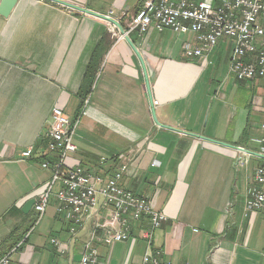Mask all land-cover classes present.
Listing matches in <instances>:
<instances>
[{
	"label": "crops",
	"instance_id": "obj_1",
	"mask_svg": "<svg viewBox=\"0 0 264 264\" xmlns=\"http://www.w3.org/2000/svg\"><path fill=\"white\" fill-rule=\"evenodd\" d=\"M17 1L8 16L0 15V242L9 236L17 241L7 264H75L93 230L91 222L69 234L55 197L40 218L33 207L21 210L51 177L42 163L54 156L47 132L53 107L78 119L72 140L77 150L65 158L68 166L107 177L128 163L121 185L166 215L154 245L171 264H264V213L253 220L244 214L254 159L247 167L236 165L238 149L201 139L252 152L264 120V76L235 80L227 39L206 57L190 60L182 45L192 33L149 28L128 34L144 60L148 94L138 56L106 20L50 0ZM64 1L121 19L125 31L146 2ZM104 32L112 44L79 112L77 92ZM152 112L166 127L154 122ZM29 148L31 156L23 158ZM104 235L95 229L92 242L100 264L140 263L145 247L139 230L109 246Z\"/></svg>",
	"mask_w": 264,
	"mask_h": 264
},
{
	"label": "built area",
	"instance_id": "obj_2",
	"mask_svg": "<svg viewBox=\"0 0 264 264\" xmlns=\"http://www.w3.org/2000/svg\"><path fill=\"white\" fill-rule=\"evenodd\" d=\"M128 27L127 34H143L149 28L192 33L193 40L182 45V54L190 60L206 57L221 39H227L232 42L228 68L235 80L251 81L264 76V0H220L217 5L207 0H146L132 15ZM51 118L48 147L54 156L42 163L43 168L50 169L51 177L35 198L33 208L40 218L55 197L56 211L73 236L83 224L92 222L93 230L83 242L75 264H100L98 250L92 246L95 229L105 233L102 241L108 246L128 240L139 230L145 247L139 264H171L163 250L154 245V231L167 222L166 215L154 203L121 185L128 163L123 162L107 177L90 173L79 164L68 166L65 158L77 150L72 140L78 119L73 121L58 107L52 108ZM260 129L261 135L252 140L257 149L245 152L239 148L236 158V165L245 167L253 159L255 162L246 183L244 205V214L250 220L258 212L264 213V120ZM31 153L29 148L22 157L28 158ZM51 243L60 254L66 252L57 238H51ZM7 261L8 255L0 259V264Z\"/></svg>",
	"mask_w": 264,
	"mask_h": 264
},
{
	"label": "water",
	"instance_id": "obj_3",
	"mask_svg": "<svg viewBox=\"0 0 264 264\" xmlns=\"http://www.w3.org/2000/svg\"><path fill=\"white\" fill-rule=\"evenodd\" d=\"M50 1L55 2V3H57V4L60 3V4L66 6V7H68V8H70V9H72V10L75 9V10H77V11H79V12H82V13H85V14H91V15H94V16L100 18V19H104V20H106L108 23H110L114 28H116V29L119 31V33L123 36L124 40H125L126 42H128L130 48L132 49V51H134L135 55L138 56V58H139V60H140V62H141V65H142L143 71H144V73H145V81H146V85H147V92H148V94L150 93V85H149V83H148V75H147V71H145L144 60H143L142 56L140 55V52H139V50L137 49V47L134 45L133 42L130 41L129 36H128V34H127L126 31H125V28L122 27V26L120 25V23H119L118 20L113 19V18L110 17L109 15H105V14H102V15H101V14H97V13L91 11V10L84 9V8L78 6V5L71 4V3L66 2V1H64V0H50ZM17 2H18L17 0H1V3H0V15L5 16V17L8 16V15L11 13V11L13 10V8H14V6L16 5ZM152 115H153V120H154V122H155L156 124L160 125L162 128L166 127V125L163 126V125H161V124L158 122L157 117H156V114H154V112H152ZM167 128H169V129H173V128H171V127H167ZM173 130L178 131V129H173ZM179 131H180V130H179ZM201 139H204V140H207V141H211V142H215V143H217V144H219V145H222V146L225 145V146L232 147V148H235V149H239V148H241V149L244 150L245 152H250L249 150H247V149H245V148H243V147H239V146L236 147V146H233V145L228 144V143H225V142L222 143V142H218V141H216V140L207 139V138H205V137H201ZM263 157H264V155H263ZM34 200H35V199H34ZM34 200L31 199V200L26 201V202L21 206V207H22L21 210H22L24 213H28V212L31 210V208L33 207Z\"/></svg>",
	"mask_w": 264,
	"mask_h": 264
},
{
	"label": "trees",
	"instance_id": "obj_4",
	"mask_svg": "<svg viewBox=\"0 0 264 264\" xmlns=\"http://www.w3.org/2000/svg\"><path fill=\"white\" fill-rule=\"evenodd\" d=\"M119 23L125 29L127 28L125 27L121 19ZM97 43L98 44L96 45V47L94 48V50L92 51L89 57L90 58L89 62L84 70V75L79 86L80 88L77 92L80 102L78 109L79 112H81V110L83 109L85 103L84 101L87 98V96L90 94V91L92 89V84L95 80L96 74L98 73L97 71L99 70V67L103 59V54L112 44L108 32H104ZM12 238L13 236H9L4 241L0 242V259L7 256L9 250L16 245L17 241Z\"/></svg>",
	"mask_w": 264,
	"mask_h": 264
},
{
	"label": "rangeland",
	"instance_id": "obj_5",
	"mask_svg": "<svg viewBox=\"0 0 264 264\" xmlns=\"http://www.w3.org/2000/svg\"><path fill=\"white\" fill-rule=\"evenodd\" d=\"M76 119H77V118H76ZM75 121H76V120H75ZM251 149H252V151H255L257 148H256V147H255V148L253 147V148H251Z\"/></svg>",
	"mask_w": 264,
	"mask_h": 264
}]
</instances>
